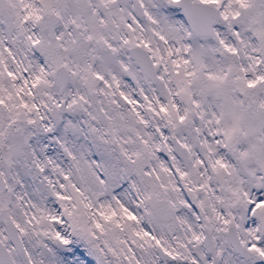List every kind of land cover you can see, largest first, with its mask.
Here are the masks:
<instances>
[{"label":"snow or ice","instance_id":"snow-or-ice-1","mask_svg":"<svg viewBox=\"0 0 264 264\" xmlns=\"http://www.w3.org/2000/svg\"><path fill=\"white\" fill-rule=\"evenodd\" d=\"M0 264H264V0H0Z\"/></svg>","mask_w":264,"mask_h":264}]
</instances>
